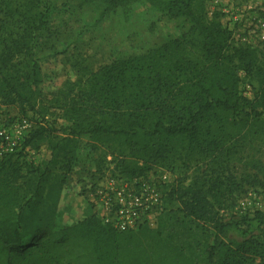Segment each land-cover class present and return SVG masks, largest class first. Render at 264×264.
<instances>
[{
  "label": "trees",
  "instance_id": "16d2710c",
  "mask_svg": "<svg viewBox=\"0 0 264 264\" xmlns=\"http://www.w3.org/2000/svg\"><path fill=\"white\" fill-rule=\"evenodd\" d=\"M38 1L32 0V6L22 10L23 5L3 0L5 17L14 20L20 14L25 35L1 41L0 96L3 102L27 105L43 119L52 108L61 109L67 124L58 134L64 136L65 145L73 136L88 134L139 151L142 165L119 161L121 176L134 178L176 158L199 155L223 161L231 153L228 144L259 133L264 80L259 95L249 98L241 93L239 69L263 79L264 71L257 68L253 53L233 46L229 30L216 17L208 16L200 0H101L109 8L146 2L173 17L187 19L191 28L147 53L119 58L88 70L85 77L68 81L63 88H53L46 104L40 88L41 68L33 61L36 35L43 23L42 17L37 20L38 15L32 12ZM18 56L33 62L21 73L15 62ZM49 130L51 127L42 125L24 145L49 137L54 133ZM54 146L63 149L58 142ZM22 156L21 151L13 150L0 159V264H53L61 256L59 249L72 245L79 249L77 260L86 264H264L261 225L258 238L234 244L226 241L239 223L226 222L217 209L216 204L223 202L217 178L209 185L196 178L187 187L170 191L171 199L178 200L187 217L213 228L204 256L194 261L178 251L154 262L147 253L153 241L161 243L160 232L146 225L139 227L138 234L121 232L94 213L74 225L48 227L46 216L37 213L36 198L42 199L49 169L45 168L37 181L36 191L27 195L21 181L36 169L24 174ZM261 172L264 175V167ZM263 217L264 213L257 211L255 217L242 220Z\"/></svg>",
  "mask_w": 264,
  "mask_h": 264
},
{
  "label": "rangeland",
  "instance_id": "374dc122",
  "mask_svg": "<svg viewBox=\"0 0 264 264\" xmlns=\"http://www.w3.org/2000/svg\"><path fill=\"white\" fill-rule=\"evenodd\" d=\"M11 1L13 6L23 5L22 10L32 6V0ZM35 5L32 12L38 15L37 20L42 17L43 23L36 35L33 61L41 68L40 88L44 90L42 99L46 104L53 88H63L68 81L85 77L88 70H97L119 58L147 53L181 37L191 28L187 19L173 17L146 2L116 8H109L101 0H39ZM199 5L210 18L216 17L229 30L234 47L246 49L257 57V68L264 71V0H200ZM0 9L1 51V41L10 42L25 35V23L20 14L15 16L17 20L5 17L3 0H0ZM21 59L18 56L15 61L20 73L33 63ZM239 77L241 93L252 99L257 97L264 79L244 69H239ZM25 120L26 128L23 127ZM66 124L61 109L52 108L43 119L27 105L6 103L0 96V127L8 133L5 147L23 153L24 174L36 169L29 176L31 180L25 177L21 181L23 191L33 194L43 171L49 169L42 199L36 198V209L39 215L46 216V223L52 228L74 225L94 214L89 195L110 178L117 181L129 178L120 174L121 159L127 164H143L141 152L122 149L114 142L95 140L88 134L73 136L65 145L64 136L58 131ZM42 125L51 127L48 132L54 133L25 146L26 139ZM258 125L259 133L249 134L235 145H227L231 153L224 156L223 161L199 155L192 159L176 158L165 165L153 166L145 176H137L159 185L162 195L161 208L151 224L146 225L160 232L161 243L157 245L153 241V248L147 253L154 262L166 260L178 251L196 261L204 256L206 244L211 243L213 228L187 217L178 200L170 196L171 190L187 187L196 178L205 180L207 185L216 178L220 182L223 202L221 206L216 204L217 209L226 222L239 223V228H234L226 239L228 243L258 238V227L264 228V217L250 219L257 211L264 213V175L261 172L264 116ZM57 142L66 151L57 150L54 146ZM212 200L215 201L213 197ZM245 216L251 218L243 221ZM138 229L133 231L138 234ZM78 251L74 245L65 247L64 251L59 249L61 256L53 264H86L77 260Z\"/></svg>",
  "mask_w": 264,
  "mask_h": 264
},
{
  "label": "built area",
  "instance_id": "2783aa9c",
  "mask_svg": "<svg viewBox=\"0 0 264 264\" xmlns=\"http://www.w3.org/2000/svg\"><path fill=\"white\" fill-rule=\"evenodd\" d=\"M28 126L24 121V128ZM22 133V131H20ZM7 130L0 127V159L13 147L6 148ZM166 178V175H164ZM159 185L144 178H124L117 181L107 180L103 187L93 191L90 196L92 206L103 223L112 225L124 232L151 224L162 206V195ZM245 208V203H241Z\"/></svg>",
  "mask_w": 264,
  "mask_h": 264
}]
</instances>
